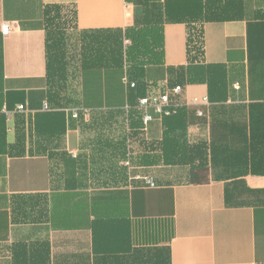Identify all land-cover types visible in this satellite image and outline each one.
Returning a JSON list of instances; mask_svg holds the SVG:
<instances>
[{"label":"crops","instance_id":"0c3cea01","mask_svg":"<svg viewBox=\"0 0 264 264\" xmlns=\"http://www.w3.org/2000/svg\"><path fill=\"white\" fill-rule=\"evenodd\" d=\"M241 2L243 18L200 23L204 74L188 82L189 0H0V264H264V175L250 148L264 139V0ZM145 5L165 40L147 92L183 87L173 125L144 127L123 82L126 29ZM48 6L75 13L74 42L121 43L115 84L110 69L67 82L79 106L51 95ZM88 75L102 80L84 88Z\"/></svg>","mask_w":264,"mask_h":264},{"label":"trees","instance_id":"16d2710c","mask_svg":"<svg viewBox=\"0 0 264 264\" xmlns=\"http://www.w3.org/2000/svg\"><path fill=\"white\" fill-rule=\"evenodd\" d=\"M189 1L193 16L192 22L199 24L190 25L189 28V59L194 68L189 70L191 77L188 82H198V78L195 79L193 76L197 77L198 74H204L205 69H203L204 66L198 65L204 55V32L203 25L200 23L241 19L245 14V6L241 0ZM155 16L156 13L146 6L140 15H136L135 25L126 29L125 33V37L129 41L125 53L126 74L132 81L137 82V88L134 90L136 93L134 98L137 101L147 94L151 85L146 82L147 68L165 64L164 29L156 23ZM44 23L47 32L48 77L51 79L52 88L54 87L51 93L53 97L79 106L82 103V97L66 98V84L69 81L75 82L82 73L91 74L87 73L88 71L110 69L112 71L110 75L106 76V82L109 84L117 82L119 72L115 69L122 64V60L115 55L118 51L117 48L121 46V43L118 46V37L115 38V44L110 42L112 38L106 33L91 34L85 32L82 33L79 41L74 42L73 31L76 30L77 26L75 13L60 6L45 8ZM103 53L110 55L103 57ZM76 61H80L81 66L74 65ZM218 67L221 66H209L210 71ZM84 79V88H86L89 83H96L97 79L102 80V76L88 75ZM176 86L182 87L181 84H177L170 88ZM64 105L66 106L68 103ZM185 117V109L180 108L175 114L164 117L163 121L167 125H173L177 118L185 120ZM4 139L3 129H0V146H3ZM250 148L252 172L264 175V139H253Z\"/></svg>","mask_w":264,"mask_h":264},{"label":"built area","instance_id":"2783aa9c","mask_svg":"<svg viewBox=\"0 0 264 264\" xmlns=\"http://www.w3.org/2000/svg\"><path fill=\"white\" fill-rule=\"evenodd\" d=\"M4 36H8L11 32V28L8 24H4L1 29ZM124 84L129 89H136L137 82L132 81L128 74L125 75L123 79ZM183 92L181 86H176L174 88L165 87L156 90L148 91L144 97H141L137 101L139 110L142 111V122L144 127H148L155 120L156 116L163 119L164 117L171 116L176 113V111L182 108L180 101V96ZM195 105L201 104L200 100L194 99ZM203 103L208 104L207 98L203 100ZM25 106H20L19 110H24ZM44 109H48V105L44 106ZM197 115L199 117H204V113L201 110H197ZM74 117L78 118V113H74ZM145 181L149 186L154 187L155 183L149 178H140Z\"/></svg>","mask_w":264,"mask_h":264}]
</instances>
